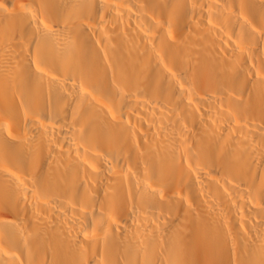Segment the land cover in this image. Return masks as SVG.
Listing matches in <instances>:
<instances>
[{
  "label": "bare ground",
  "instance_id": "obj_1",
  "mask_svg": "<svg viewBox=\"0 0 264 264\" xmlns=\"http://www.w3.org/2000/svg\"><path fill=\"white\" fill-rule=\"evenodd\" d=\"M0 264H264V0H0Z\"/></svg>",
  "mask_w": 264,
  "mask_h": 264
}]
</instances>
